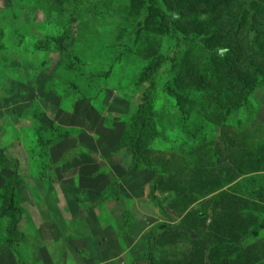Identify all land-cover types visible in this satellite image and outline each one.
Listing matches in <instances>:
<instances>
[{
	"label": "rangeland",
	"instance_id": "1",
	"mask_svg": "<svg viewBox=\"0 0 264 264\" xmlns=\"http://www.w3.org/2000/svg\"><path fill=\"white\" fill-rule=\"evenodd\" d=\"M47 1L0 0V147L18 165L12 205L21 213L17 230L27 238L1 251L0 264H148V234L159 224L170 228L154 261L195 264L201 257L191 256L184 241L188 212L179 215V202L171 204L176 193L159 191L157 172L135 168L120 137L142 102L151 56L159 53L167 59L152 108L174 144L183 124L199 118L198 95L208 87L212 99H226L227 110L240 105L218 124L255 117V140L264 141V0H174L191 14L175 37L163 26L162 16L172 11L165 0H65L64 11L50 13ZM216 49L221 54L208 78L202 66L187 74L196 52L207 58ZM235 88L242 93L225 95ZM14 172L0 168L2 243L12 240L15 224L7 198ZM237 183L210 184L197 198L190 210L198 205L208 216L196 237L212 239L225 225L221 198ZM263 189L248 199L262 219ZM248 243L263 246L264 231ZM222 248L229 264L257 262L246 247L239 258L240 245L229 241ZM256 249L264 263V246Z\"/></svg>",
	"mask_w": 264,
	"mask_h": 264
},
{
	"label": "trees",
	"instance_id": "2",
	"mask_svg": "<svg viewBox=\"0 0 264 264\" xmlns=\"http://www.w3.org/2000/svg\"><path fill=\"white\" fill-rule=\"evenodd\" d=\"M54 1H47L49 13L65 10V0H56L53 3ZM165 3L172 11L162 16L163 26L169 34L175 37L179 32L178 29L182 27L183 20L186 21L191 14L184 12L174 0H165ZM154 35L161 38L156 32ZM220 54V51L216 49V51H211L210 57L205 58L204 54L198 55L196 52V67L186 65L185 71L188 75L199 73L197 66H202L206 71L202 74L208 78L210 69L216 70L215 59ZM166 59L159 53L151 56L148 69L141 79V84L146 85L142 94V102L134 115L133 122L127 124V128L121 135L120 145L131 151L136 169H147L158 173L157 185L161 193L166 195L171 191L176 193V200H171V204L179 202L176 208L179 215L188 212L182 225L191 233L189 232V237L184 241L185 244L189 242L191 256L199 255L201 257L200 260L195 261V264H229L230 253L222 248L229 241L241 246V249L237 251L238 258L246 256L244 249L246 247L252 251V258H257L256 264H264L259 257V250L256 249L264 245L248 243V241L253 242V238L258 240L264 231V219L256 213V208L249 206L250 201L248 200L254 196L255 189L264 188V175L257 174L264 170V147H262L264 141L255 140L256 133L259 132L256 125L257 119L254 117L247 121H237L234 124L226 120L218 124L217 119L223 117L225 120V116L238 110L240 105L232 106L230 110H227L229 107L225 106L226 99L222 102L212 99L213 89L208 87L206 93L201 94L200 92L198 95L199 102L203 106L200 107L199 118L193 117L183 124L182 139L174 144L169 138V131L166 130L162 133L159 130L151 98L156 76ZM241 93L240 88L225 90V95L231 97ZM161 136H163V149H158L155 144ZM62 140L63 138H60V141ZM52 143L53 139L51 138L41 145ZM172 144L175 145V149L171 147ZM10 166L15 172L8 188V213L15 220V224L12 229V240L0 242V252L10 249L15 244H23L27 240L26 236L17 230L21 213L12 205L15 181L19 180L18 165L13 163L6 155V151L0 147V168ZM221 170H227L225 177H222ZM238 181L239 183H237ZM214 183L218 184V188L221 187L220 183L222 186L231 183L237 184L236 186L234 184V188L228 196L223 195L221 198L223 203L219 209L220 217L225 220V225L216 233L220 235L216 236L215 234L212 235V239L210 236L209 239L203 240L196 235L204 227L208 216L207 211L198 205L193 210L190 208L195 205L199 196L207 194L204 190ZM180 188L183 189V192L178 190ZM169 228L170 226L167 224H159L149 232L147 238L148 264H157L153 255L159 250L158 241L161 235ZM192 234L194 235L192 236ZM219 237L228 239L221 244L217 243ZM180 240L182 239L180 238ZM207 252V257L204 260L203 257ZM221 257L224 258V261L220 260ZM240 261L242 264L245 263L244 259Z\"/></svg>",
	"mask_w": 264,
	"mask_h": 264
}]
</instances>
